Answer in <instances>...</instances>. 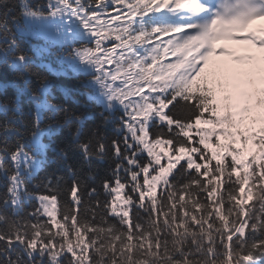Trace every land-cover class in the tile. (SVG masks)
Wrapping results in <instances>:
<instances>
[{
    "label": "snow or ice",
    "instance_id": "obj_1",
    "mask_svg": "<svg viewBox=\"0 0 264 264\" xmlns=\"http://www.w3.org/2000/svg\"><path fill=\"white\" fill-rule=\"evenodd\" d=\"M0 188V264H264V0H0Z\"/></svg>",
    "mask_w": 264,
    "mask_h": 264
},
{
    "label": "trees",
    "instance_id": "obj_2",
    "mask_svg": "<svg viewBox=\"0 0 264 264\" xmlns=\"http://www.w3.org/2000/svg\"><path fill=\"white\" fill-rule=\"evenodd\" d=\"M36 3H47V0H35ZM115 14V13H113ZM27 47V45H25ZM166 62V61H165ZM51 64V68L53 69V72H48L45 70V75L48 76L51 84L53 85V93L56 95L58 98H60L64 103L65 106H71V107H78L79 112L84 113L86 116H94V120H87L86 121V126L91 125L92 123H100L101 118L97 113H99L102 109L96 107L93 104L87 103V96L85 94V89L82 84L83 77H80L79 79L74 77L71 73H68L67 75H57L55 73H59L62 71L58 58L54 55L51 60L49 61ZM4 77L5 79L9 78L11 76V71L10 69H3ZM8 94L13 95L14 90L13 89H8ZM26 99V98H25ZM171 107V106H170ZM167 111V110H166ZM119 116V113H117V117ZM115 124H109L107 125L103 131L106 132V134L109 137H116L119 135L115 131ZM203 127V125H202ZM194 134V133H193ZM66 135V132H65ZM53 152H49L48 156L49 158L54 157ZM146 155V154H145ZM166 159V158H165ZM72 161L70 160L69 163ZM165 161L162 160V163ZM183 163V161H182ZM215 163V162H213ZM114 167V162H103V163H97L95 165V169L92 171L91 176H86L84 174L80 175V179L82 182L86 183L88 186V190L91 188H96L97 191L100 193V199H107L108 197L105 195V190L103 189L102 182L105 179L108 180H113L114 177L111 175V169ZM48 171H55L58 176L64 177V179L68 182V184L71 183V179L69 176V173L67 171V168L63 165H51L48 169ZM85 173L88 172V169L84 170ZM203 171V169H202ZM123 175V174H122ZM44 176V172L40 173V177L42 178ZM122 182H124L122 180ZM33 183H37V181H33ZM114 186V185H113ZM31 188V185L29 186ZM35 190V189H34ZM4 191L3 188H0V194H2ZM35 191H42L40 190H35ZM127 191V189H125ZM65 195H66V186H65ZM157 195L159 196V188ZM85 200L88 199L87 195L84 197ZM251 204H255V200L250 201ZM38 205V202L33 200L31 204L28 207V211H33L35 207ZM258 207V205H257ZM59 218V217H58ZM41 221L45 219V217L41 216L40 217ZM55 230V229H54Z\"/></svg>",
    "mask_w": 264,
    "mask_h": 264
},
{
    "label": "rangeland",
    "instance_id": "obj_3",
    "mask_svg": "<svg viewBox=\"0 0 264 264\" xmlns=\"http://www.w3.org/2000/svg\"><path fill=\"white\" fill-rule=\"evenodd\" d=\"M164 39H168V37H164Z\"/></svg>",
    "mask_w": 264,
    "mask_h": 264
}]
</instances>
